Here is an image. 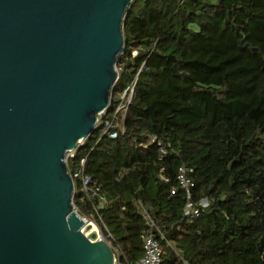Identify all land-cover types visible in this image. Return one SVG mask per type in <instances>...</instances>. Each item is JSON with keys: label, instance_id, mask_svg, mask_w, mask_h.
<instances>
[{"label": "trees", "instance_id": "1", "mask_svg": "<svg viewBox=\"0 0 264 264\" xmlns=\"http://www.w3.org/2000/svg\"><path fill=\"white\" fill-rule=\"evenodd\" d=\"M123 36L107 114L67 159L71 175L85 159L89 188L105 198L100 219L76 177L75 209L94 215L123 264L143 252V210L162 264H264V0H133ZM133 80L112 139L104 120ZM179 166L193 184L189 200ZM201 199L208 206L197 217L184 215Z\"/></svg>", "mask_w": 264, "mask_h": 264}, {"label": "water", "instance_id": "2", "mask_svg": "<svg viewBox=\"0 0 264 264\" xmlns=\"http://www.w3.org/2000/svg\"><path fill=\"white\" fill-rule=\"evenodd\" d=\"M133 0H0V264H114L66 156L111 102Z\"/></svg>", "mask_w": 264, "mask_h": 264}, {"label": "built area", "instance_id": "3", "mask_svg": "<svg viewBox=\"0 0 264 264\" xmlns=\"http://www.w3.org/2000/svg\"><path fill=\"white\" fill-rule=\"evenodd\" d=\"M119 68L116 67V70ZM134 85L135 80H133L131 83H129L118 95V100L114 109V112L112 114V117L110 119L104 120V129L103 132L108 133L110 138H116L118 136V133L122 131V126L119 122L115 121V115H119L120 112H123V116L126 114L128 105L133 97L134 93ZM107 110H105L102 114L99 116H104L107 114ZM99 121V120H98ZM156 142L158 146L161 145L160 141H157L155 138H152L149 143L152 144ZM83 141L80 142L79 145H82ZM74 150L67 153L66 156V162L68 158L73 157ZM84 158H81L79 160V168L74 172L72 178H80V184L82 190L88 194L89 196L96 197L98 199L97 205L94 207V215L99 218V215L97 213V210L103 206L104 203V196L99 192V189L97 187L89 188V183L91 181L90 176L84 175L82 172V166L84 165ZM176 182L180 188L184 190V193L186 195V198L189 200L191 196V187L193 186L190 178L187 175V169L185 166H179L177 170V176H176ZM170 194L175 193V187H171L169 190ZM205 208L208 206V201L205 199H201L197 206L191 205V203H187L184 209V215L187 216H194L197 217L199 215V208ZM143 215L147 219V225L148 228L144 231V233L141 236L142 245H143V252L141 256L133 263V264H162V255H163V248L161 246V243L159 239L156 237L154 230L156 228L155 224L151 219H149L148 214L145 210L142 211ZM94 215H91V218H85V219H91L94 221ZM95 222V221H94ZM97 225V223L95 222ZM98 226V225H97ZM99 228V227H98ZM101 231V230H100ZM102 233V232H101ZM107 236H110L108 233ZM100 238L106 241V237L103 235V233L100 235ZM112 248V247H111ZM114 252V264H123L119 260V252L116 248H112Z\"/></svg>", "mask_w": 264, "mask_h": 264}, {"label": "rangeland", "instance_id": "4", "mask_svg": "<svg viewBox=\"0 0 264 264\" xmlns=\"http://www.w3.org/2000/svg\"><path fill=\"white\" fill-rule=\"evenodd\" d=\"M116 67H117V65H116ZM117 71H118V69H117ZM119 116L122 117L123 116V112H120ZM99 231H100V229H99ZM100 234H102L101 231H100Z\"/></svg>", "mask_w": 264, "mask_h": 264}]
</instances>
